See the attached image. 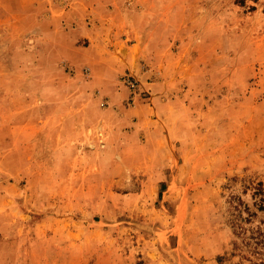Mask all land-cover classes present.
<instances>
[{"label": "rangeland", "instance_id": "obj_1", "mask_svg": "<svg viewBox=\"0 0 264 264\" xmlns=\"http://www.w3.org/2000/svg\"><path fill=\"white\" fill-rule=\"evenodd\" d=\"M0 264H264V0H0Z\"/></svg>", "mask_w": 264, "mask_h": 264}, {"label": "trees", "instance_id": "obj_2", "mask_svg": "<svg viewBox=\"0 0 264 264\" xmlns=\"http://www.w3.org/2000/svg\"><path fill=\"white\" fill-rule=\"evenodd\" d=\"M240 203H241V201H239L238 203H236V205H235L236 208H239L240 209V206H239ZM235 235L237 236V238L234 241V243H235L236 246L240 247V245H241L242 247H246L247 249H249V251L251 253H259L261 251L260 250V246L258 245L260 243V240L259 239L257 241H255V242H253V241L251 242V240H250L251 239V236L249 235L247 237L241 231H236ZM248 238H250V239H248Z\"/></svg>", "mask_w": 264, "mask_h": 264}]
</instances>
